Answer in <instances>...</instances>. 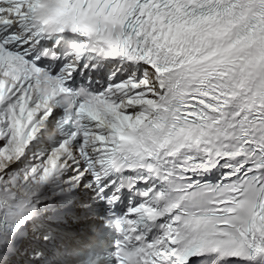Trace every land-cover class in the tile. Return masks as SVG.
I'll use <instances>...</instances> for the list:
<instances>
[{
  "label": "snow or ice",
  "instance_id": "6c2138e0",
  "mask_svg": "<svg viewBox=\"0 0 264 264\" xmlns=\"http://www.w3.org/2000/svg\"><path fill=\"white\" fill-rule=\"evenodd\" d=\"M53 180L137 197L117 264L264 256V0H0V231Z\"/></svg>",
  "mask_w": 264,
  "mask_h": 264
}]
</instances>
